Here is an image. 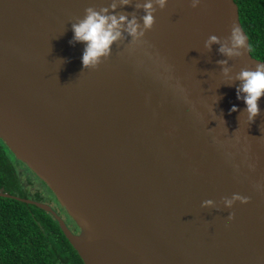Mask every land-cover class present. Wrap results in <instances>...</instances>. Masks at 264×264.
<instances>
[{"label":"water","instance_id":"water-1","mask_svg":"<svg viewBox=\"0 0 264 264\" xmlns=\"http://www.w3.org/2000/svg\"><path fill=\"white\" fill-rule=\"evenodd\" d=\"M144 2L0 0V138L79 231L45 201L0 196L51 213L84 264H264V97L250 121L236 79L264 60L235 0H168L145 43L124 32L84 69L71 23L88 7L140 20ZM233 25L243 57L205 47ZM234 194L250 203L227 208Z\"/></svg>","mask_w":264,"mask_h":264},{"label":"trees","instance_id":"trees-1","mask_svg":"<svg viewBox=\"0 0 264 264\" xmlns=\"http://www.w3.org/2000/svg\"><path fill=\"white\" fill-rule=\"evenodd\" d=\"M235 1L241 24L249 36L251 53L264 60V0ZM25 167L0 138V188L20 197L45 201L65 216L69 224L74 223L46 184ZM40 185L52 196L46 198ZM0 264H84V261L51 213L34 204L0 196Z\"/></svg>","mask_w":264,"mask_h":264},{"label":"clouds","instance_id":"clouds-1","mask_svg":"<svg viewBox=\"0 0 264 264\" xmlns=\"http://www.w3.org/2000/svg\"><path fill=\"white\" fill-rule=\"evenodd\" d=\"M200 3L201 0H192L191 6L196 8ZM121 4L124 6L131 5L130 0H121ZM167 4L168 0H146L142 5H137V7H142L145 13L140 18L143 21L142 24L140 20H137L135 15L129 19L125 14L109 15L108 8L100 10H97L95 7L86 8L85 16L82 19L78 18L76 23H71L74 32L71 43L85 44L82 55L84 69H98L101 63L111 56L112 46L124 38V32H127L128 36L132 37V43H145L146 41L143 38L155 25L157 8L163 10ZM110 7L115 10L117 5L113 3ZM214 43L221 44L219 48L220 53L229 58L243 57L244 50H249L247 37L237 25L232 26L231 35L224 38L223 43H221V38L211 35L205 42V47L211 50V46ZM217 63L223 66L228 61L221 60L217 61ZM222 71L227 75L230 69L223 67ZM236 79L241 81L237 88L238 98L243 99L246 103L248 118L253 122L260 115L258 102L264 97V63L257 64L255 70L248 68L241 69ZM231 111L235 112L238 109L233 106ZM237 201L247 204L250 203V197L234 194L231 198H223V202L227 208H232ZM213 204V200L209 199L203 202L202 207L207 208L213 206ZM228 219H235V213H230Z\"/></svg>","mask_w":264,"mask_h":264},{"label":"flooded vegetation","instance_id":"flooded-vegetation-1","mask_svg":"<svg viewBox=\"0 0 264 264\" xmlns=\"http://www.w3.org/2000/svg\"><path fill=\"white\" fill-rule=\"evenodd\" d=\"M25 168H27V167H25ZM28 169V168H27ZM41 186V185H40ZM39 186V188H40V190H42L43 191V193H44V195L46 194V195H49L50 197L52 196L51 195V193L48 191V189H46V187L45 186H43L42 185V187H40ZM59 212V211H58ZM60 213V212H59ZM65 217V216H64ZM65 219H66V217H65ZM66 221H67V219H66ZM68 222V221H67ZM69 224V223H68ZM70 226H71V228H73L74 229V227H75V225H74V223H71V224H69ZM76 228V227H75ZM75 231H79V228H76V229H74Z\"/></svg>","mask_w":264,"mask_h":264},{"label":"rangeland","instance_id":"rangeland-1","mask_svg":"<svg viewBox=\"0 0 264 264\" xmlns=\"http://www.w3.org/2000/svg\"><path fill=\"white\" fill-rule=\"evenodd\" d=\"M40 187H42V185H41ZM45 195H46V194H45ZM46 196H47V195H46ZM46 198H49V197L47 196Z\"/></svg>","mask_w":264,"mask_h":264}]
</instances>
